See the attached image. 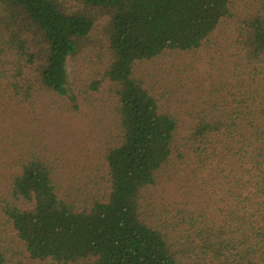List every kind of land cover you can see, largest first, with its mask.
Returning <instances> with one entry per match:
<instances>
[{
	"label": "trees",
	"instance_id": "16d2710c",
	"mask_svg": "<svg viewBox=\"0 0 264 264\" xmlns=\"http://www.w3.org/2000/svg\"><path fill=\"white\" fill-rule=\"evenodd\" d=\"M75 2L0 0V264H264V0ZM94 30L111 122L81 157L67 64ZM204 48L218 82L186 96L138 71Z\"/></svg>",
	"mask_w": 264,
	"mask_h": 264
},
{
	"label": "rangeland",
	"instance_id": "374dc122",
	"mask_svg": "<svg viewBox=\"0 0 264 264\" xmlns=\"http://www.w3.org/2000/svg\"><path fill=\"white\" fill-rule=\"evenodd\" d=\"M62 1L66 2L65 4L69 7H75V4L78 5L75 0ZM230 29L231 27H224L225 32H229ZM92 33L98 44H100L94 46L93 52L95 54L89 52L82 53L73 59H69L67 64L70 92L72 96L77 98L76 103L79 105L81 112H83L73 119L72 123L74 126L69 131L74 132L75 135L72 136L70 134L71 136H68L67 139L69 140V145L72 147L70 149L75 152L74 155H79L80 153L81 157L84 154L90 155V152L95 150V146L102 140V134L105 133L103 128H107L111 122V113L108 110L111 106L106 104L113 102L110 92L111 83L107 79H103L102 81L100 73L103 67L98 62V58L102 62L104 61V56H101L99 51L102 48L104 35L99 30H94ZM210 58V52L204 48L199 54L188 56L166 55L154 61L142 62L138 65V71L148 79L157 92L161 93L165 91L167 92V97H181L182 93L184 96L187 95L189 88L200 90L202 87L206 88L213 81L218 82L217 77L214 75L217 72L213 69L212 65L215 64V61ZM93 80L101 81L96 92L90 89ZM89 95L98 98V100L91 102V99L87 97ZM190 97L194 98L192 94ZM180 99V104H182L183 98ZM172 191L167 189L162 192L161 196L164 202L168 203L170 201ZM0 240L5 245L10 241L13 242L12 246H14L15 250L17 245H19L15 236L10 231H6L1 223ZM31 264L50 263L33 261Z\"/></svg>",
	"mask_w": 264,
	"mask_h": 264
}]
</instances>
